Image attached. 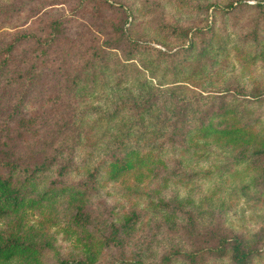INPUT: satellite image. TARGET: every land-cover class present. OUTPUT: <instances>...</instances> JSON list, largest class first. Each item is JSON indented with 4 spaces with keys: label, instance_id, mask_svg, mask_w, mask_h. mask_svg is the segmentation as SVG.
Returning a JSON list of instances; mask_svg holds the SVG:
<instances>
[{
    "label": "rangeland",
    "instance_id": "rangeland-1",
    "mask_svg": "<svg viewBox=\"0 0 264 264\" xmlns=\"http://www.w3.org/2000/svg\"><path fill=\"white\" fill-rule=\"evenodd\" d=\"M0 175L37 264H264V0H0Z\"/></svg>",
    "mask_w": 264,
    "mask_h": 264
},
{
    "label": "trees",
    "instance_id": "trees-1",
    "mask_svg": "<svg viewBox=\"0 0 264 264\" xmlns=\"http://www.w3.org/2000/svg\"><path fill=\"white\" fill-rule=\"evenodd\" d=\"M199 132L204 134L215 133L220 136H225L228 141H237L243 139L244 133L240 129H223L213 128L210 122L201 124ZM130 161L126 156L123 161H118L120 166L112 163V170H123L131 166ZM29 185H15L11 181L10 176L3 177L0 175V222H3L4 228L0 229V264H37L40 247L35 235L32 233L31 226H26L22 222L26 210L38 208L43 206V202L49 204L51 196L41 193L40 197L35 198L31 196L34 188H28ZM75 224H80L87 220V215L83 213L80 205L75 207V214L73 215ZM118 229L112 226L110 239L113 244H119L117 240ZM228 244L231 259L236 264H245L248 257V251L244 248L245 245L236 236H232L220 244ZM188 257L191 254L188 252L179 253ZM59 264H91L88 261L73 258L70 260H61Z\"/></svg>",
    "mask_w": 264,
    "mask_h": 264
}]
</instances>
